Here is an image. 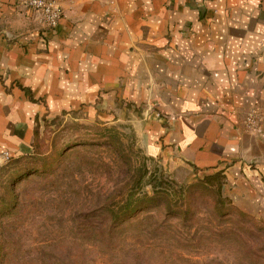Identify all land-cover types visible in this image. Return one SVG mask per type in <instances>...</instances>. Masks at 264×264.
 <instances>
[{
  "label": "crops",
  "instance_id": "0c3cea01",
  "mask_svg": "<svg viewBox=\"0 0 264 264\" xmlns=\"http://www.w3.org/2000/svg\"><path fill=\"white\" fill-rule=\"evenodd\" d=\"M21 1L0 0V153L31 154L50 116L127 115L168 169L222 170L264 207V123L244 124L264 118V0H59L53 28Z\"/></svg>",
  "mask_w": 264,
  "mask_h": 264
},
{
  "label": "rangeland",
  "instance_id": "374dc122",
  "mask_svg": "<svg viewBox=\"0 0 264 264\" xmlns=\"http://www.w3.org/2000/svg\"><path fill=\"white\" fill-rule=\"evenodd\" d=\"M39 128L43 151L0 167V264H264V207L233 194L224 173L219 193L196 184L214 171L168 169L139 119L69 113ZM168 185L179 217L161 195L124 223L111 218L128 194Z\"/></svg>",
  "mask_w": 264,
  "mask_h": 264
},
{
  "label": "trees",
  "instance_id": "16d2710c",
  "mask_svg": "<svg viewBox=\"0 0 264 264\" xmlns=\"http://www.w3.org/2000/svg\"><path fill=\"white\" fill-rule=\"evenodd\" d=\"M38 126L35 127L34 130V138H33V142H32V150L33 152L29 155H24L21 157H17V158H22V157H27V156H32V155H36L41 153L43 150H41V146H40V142L41 140L40 138V132L38 130ZM15 158H11L10 160H14ZM223 172L222 170H216L213 173L207 174L205 175L202 180H200L198 183L196 184H201L202 186L208 188L209 186H213L214 184L217 185V190L220 193V189L222 186V179H223ZM154 187V185H153ZM193 187V184L187 186V190L188 193L191 192V188ZM182 190L185 191L186 187H182ZM177 191L175 189H173L172 187H170L168 185V188H164V190H154V192L151 195H144V196H140V197H132L131 194H128L121 202L120 205L117 209V211L111 213V218L114 220H117V222L119 223H124L126 222L128 219L134 217L138 212L143 211L145 209H149V208H154L157 206H160V200H163L161 195H164V201H165V210L167 211V214H171L172 216L175 217H179L180 215H182L183 213L179 211H175L173 209V206H176L177 203L176 201L174 202V204L172 203V198L170 199L169 196L174 197L175 195H177ZM187 207L188 210H190V205L188 203ZM177 208V207H175ZM1 249H0V253H1Z\"/></svg>",
  "mask_w": 264,
  "mask_h": 264
},
{
  "label": "built area",
  "instance_id": "2783aa9c",
  "mask_svg": "<svg viewBox=\"0 0 264 264\" xmlns=\"http://www.w3.org/2000/svg\"><path fill=\"white\" fill-rule=\"evenodd\" d=\"M21 5L23 9L36 13L38 23L45 27H55L62 17V8L59 0H22ZM156 115L159 116V113ZM263 123L264 118L254 112H250L244 121L246 129L256 133H261ZM10 159V153L6 150L2 151L0 153V167Z\"/></svg>",
  "mask_w": 264,
  "mask_h": 264
}]
</instances>
